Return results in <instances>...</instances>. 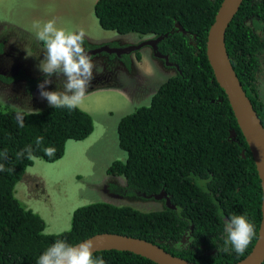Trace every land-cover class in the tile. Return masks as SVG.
Wrapping results in <instances>:
<instances>
[{
  "label": "trees",
  "instance_id": "1",
  "mask_svg": "<svg viewBox=\"0 0 264 264\" xmlns=\"http://www.w3.org/2000/svg\"><path fill=\"white\" fill-rule=\"evenodd\" d=\"M253 1H242L226 30L225 45L264 128V102L256 91L264 39L257 35L259 26H251L249 17L255 7L264 23V0ZM221 2L97 0L94 5L95 17L106 31L154 37L168 34L158 47L177 65L176 74L161 84L148 106H139L119 120L118 145L126 157L124 161H113L106 173L126 182V187L108 184L115 193L153 200L141 194L164 191L174 210L165 204L160 210L144 212L131 206L95 202L72 213L67 231L45 234L44 220L15 197L16 184L34 165V161L17 159L16 153L31 145L37 159L54 163L64 156L67 141H83L93 133L92 118L78 107L70 112L48 105L24 111L30 114L25 116V127L19 128L15 112L0 104V153L5 149L8 153L7 159L0 157V163L12 170L0 172V264H37L39 256L56 239L76 245L100 233L144 239L198 264H232L251 251L257 235L243 256L218 251L224 235L220 213L226 219L233 214L246 215L257 233L262 199L251 152L206 56L207 33ZM175 24L186 35L177 31ZM124 64L129 65L127 56ZM18 79L26 83L24 93L39 81L22 71L13 76V80ZM0 80L9 83L10 77L0 76ZM231 130L236 135L234 140L229 138ZM41 136L43 142L37 146L36 138ZM48 146L56 149L51 158L42 150ZM183 240L184 246L178 247ZM93 256L103 257L106 264H154L133 253L114 250L95 252Z\"/></svg>",
  "mask_w": 264,
  "mask_h": 264
},
{
  "label": "rangeland",
  "instance_id": "2",
  "mask_svg": "<svg viewBox=\"0 0 264 264\" xmlns=\"http://www.w3.org/2000/svg\"><path fill=\"white\" fill-rule=\"evenodd\" d=\"M96 1L0 0V41L8 36L10 42L15 43V50L18 51L19 48L25 54L32 51L33 46L38 48V52L41 50V57L38 54V59L31 62L23 58L15 59L8 54L2 62L0 59V67L3 64L11 75L10 82L3 88L0 86V104L3 107L13 110L15 105L23 111L33 112L49 105L46 99L41 98L37 87L45 79L38 65L44 59L46 49L44 43L36 38V22L42 24L54 19L58 28L76 32L83 29L84 41L87 40L86 44L90 49L105 43H110L114 48H124L126 45L152 40L150 35H121L102 29L94 14ZM83 46L85 48V44ZM136 54L130 53L131 66L128 68L125 65L114 68L110 63L93 60L94 79L78 105L79 109L91 116L93 133L83 141H67L64 156L54 163L35 159L34 165L27 169L22 180L16 184V199L44 220V233L67 231L72 213L79 207L95 202L131 206L144 212L162 208V200L139 199L133 196L124 198L107 194L108 184L126 187L123 178L109 177L106 173L113 161H124L126 157L118 145L119 120L139 106H148L156 90L163 82L175 76L178 69L169 59L168 62L176 67L156 60L149 47L140 49ZM21 71L28 78L39 79L31 91L29 90V96L24 93L25 81L18 79L12 83V76ZM62 79L53 76V83L48 86V90H58V84L62 90Z\"/></svg>",
  "mask_w": 264,
  "mask_h": 264
},
{
  "label": "clouds",
  "instance_id": "3",
  "mask_svg": "<svg viewBox=\"0 0 264 264\" xmlns=\"http://www.w3.org/2000/svg\"><path fill=\"white\" fill-rule=\"evenodd\" d=\"M36 38L44 43L46 52L44 59L38 65L39 70L44 74L45 79L37 87L42 99H46L49 106L53 108H66L70 112L75 110L85 96L86 90L90 87L94 79L95 64L88 52L84 48L85 32L80 29L78 32L58 28L56 21L36 22ZM151 39H154L153 35ZM150 48V47H149ZM63 78L62 90L58 84V90L50 91L48 86L53 83L52 77ZM13 77V76H12ZM256 91L264 102V65L259 74L256 75ZM15 112V122L19 128L25 127V113L21 108L13 105ZM43 137L36 138L37 146L43 142ZM43 152L47 157L55 156L56 149L52 146L44 147ZM8 153L5 149L0 153V157L7 159ZM17 159H27L34 161L37 157L33 154L31 145L16 153ZM12 171L6 169L0 163V172ZM206 183V182H205ZM178 211H180L178 209ZM224 220L223 246H217L221 253L234 251L238 256H243L248 245L257 235L256 228L249 221L246 215L233 214L227 219L220 213ZM47 234V233H45ZM185 240L178 243V247H183ZM93 239L85 240L77 245L69 244L64 239H56L38 258L37 264H106L103 257L93 256L95 249Z\"/></svg>",
  "mask_w": 264,
  "mask_h": 264
},
{
  "label": "water",
  "instance_id": "4",
  "mask_svg": "<svg viewBox=\"0 0 264 264\" xmlns=\"http://www.w3.org/2000/svg\"><path fill=\"white\" fill-rule=\"evenodd\" d=\"M242 1L243 0H222L214 21L208 30L205 47L207 60L213 72L214 78L218 86L227 96V100L237 125L251 152L256 172L260 180L262 192L260 207L261 221L256 241L252 246L251 251L243 259L232 264H262L264 262V128L261 124L260 118L247 97L246 92L234 71V68L230 63L225 45L226 30L238 12ZM175 28L177 31L186 35V32L179 24H175ZM167 36L168 34H164L156 37L155 39L125 48L111 49L106 46L91 51L90 54L105 52L120 56L121 54L134 53L135 51L145 47H150L151 50L156 51L157 43L162 41ZM154 57L166 58L158 52L154 54ZM235 136V132L231 130L229 138L234 140ZM141 196L153 199L154 201L162 200L168 208L173 210L175 209V206L171 203L170 197L167 196L164 191L155 195L146 196L145 194H141ZM88 239H93L95 241L96 247L94 249V253L99 251L114 250L133 253L134 255L145 258L154 264H198L174 256L162 249L159 245L140 238L116 233H100L85 240Z\"/></svg>",
  "mask_w": 264,
  "mask_h": 264
},
{
  "label": "flooded vegetation",
  "instance_id": "5",
  "mask_svg": "<svg viewBox=\"0 0 264 264\" xmlns=\"http://www.w3.org/2000/svg\"><path fill=\"white\" fill-rule=\"evenodd\" d=\"M258 1H262V0H254L253 2L254 3H257ZM260 13L258 11L257 8L253 7L251 8V13H250V23H251V26H254L255 24L259 26V28L257 30H255V32L257 33L258 36L260 37H263L264 39V23L262 22L261 18L259 17ZM254 16H256V20L254 21ZM155 39V38H154ZM11 39L7 36L5 39H2L0 41V59H1V62L7 58V54L14 57L15 59L16 58H23L25 60H28V61H34V60H37L38 59V54H40V57H41V50L39 49V52H38V48L36 46H33L32 47V51H29L27 54L21 52L18 48V51L15 50V43L14 42H10ZM11 44L10 48L8 49L9 51L6 52V49L7 47L9 46V44ZM87 43V40L86 42L84 41V44H85V51L88 52L90 54L91 51H94V50H97V49H100V48H103V47H109L111 49L114 48V46H110V43H105V44H102L101 46L97 47V48H94V49H90V46ZM159 43V42H158ZM158 43H157V50L154 51V50H151L152 51V55L154 56V54L156 52H158L159 54H161L162 56H165L166 58L164 57H155L156 60H162L165 64H169V65H173L174 67H176L175 64L173 63H169L168 62V56L165 55L164 53H162L160 50H159V47H158ZM127 47H129L130 45H126ZM132 46V45H131ZM12 48V50H11ZM125 48V47H124ZM14 50V51H13ZM13 51V53H12ZM140 51V50H138ZM138 51H135L134 53L136 54ZM133 53H131L132 55ZM92 60H101L103 63H110L114 68H118L119 66L121 67H124V60H125V57L127 56L128 60H129V57H130V54H121L120 56H115V54H108V53H105V52H99V53H96V54H90ZM260 66H259V69H261L262 65H264V53H262L260 55ZM137 58V57H136ZM40 59V58H39ZM131 66V60H129V65L128 67ZM171 67L173 69H175L174 67ZM126 66V68H128ZM0 76L4 77V78H9L11 75L8 74V71L6 68H4V65L2 64V66L0 67ZM45 77V76H44ZM99 81H102L101 78H98ZM17 82V80H14L12 83H15ZM6 81L4 80H0V86L3 88L5 85H6ZM29 90L31 91V87H29ZM246 92V90H245ZM26 93V92H25ZM30 95V92H28V96ZM31 95H32V92H31ZM112 186L116 185V186H119L117 184H114L112 183L111 184ZM108 187V186H107ZM120 187V186H119ZM108 195H116L117 197H121L122 195L118 194V193H115L114 192V188H109L108 192H107ZM125 195H126V192L123 193V197L125 198ZM163 203L162 204H165L164 201H162ZM201 248H203V250H205V246H202ZM207 254H211L209 252H207Z\"/></svg>",
  "mask_w": 264,
  "mask_h": 264
}]
</instances>
